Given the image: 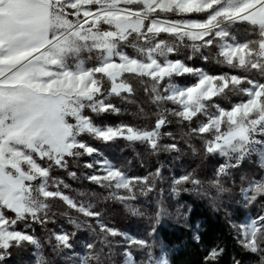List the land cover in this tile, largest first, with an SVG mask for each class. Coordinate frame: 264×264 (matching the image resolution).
Masks as SVG:
<instances>
[{"label":"snow or ice","instance_id":"6c2138e0","mask_svg":"<svg viewBox=\"0 0 264 264\" xmlns=\"http://www.w3.org/2000/svg\"><path fill=\"white\" fill-rule=\"evenodd\" d=\"M201 13L206 17L189 18ZM237 24L251 25L258 38L238 40L232 31ZM161 33L181 43L191 41L197 52L215 47L217 63L241 72L209 74L181 59H169L177 49L157 40ZM85 52L94 61L90 66L81 58ZM203 59L209 57L203 55ZM125 73L149 78L154 103L176 105L166 111L181 121L192 123L203 117L191 133L211 137L205 142L207 152L239 161L259 150L264 167V140L254 138L256 133L264 136V0H0V260L8 249L24 242L40 248V241L27 229L31 223L46 222L47 201L56 198L93 218L96 227H89L102 243L123 235L131 246L149 247L147 240L109 226L91 205L64 195L59 190L63 182L51 176L54 167L67 166L65 157L98 153L79 139L83 134L106 142L118 138L145 142L157 149L160 130L168 123L165 115H159L150 128L102 127L86 113H119L110 97L133 91L122 79ZM185 74L197 77L196 82L184 87L172 82ZM257 74L260 79L255 78ZM105 80L110 84L107 89ZM226 90L243 93L246 99L229 109L220 107L213 99ZM166 147L179 150L175 144ZM86 166L103 173L89 176L92 182L128 193L118 196L120 200L135 199L137 185H144L140 191L152 190L149 176H128L107 160ZM230 166L221 164L217 177L226 175ZM154 175L160 176L159 169ZM50 181L55 191L49 190ZM188 183L199 185L200 181L192 173L175 177L173 191ZM211 183L220 185L219 179ZM248 185L247 200L264 196V175L249 179ZM236 227L241 245L264 259V215ZM74 235L54 233V249H71ZM85 247L95 249L96 245L86 243ZM222 253V248L211 249L206 264H216ZM90 256L100 260L95 252ZM127 257L126 264H134L130 253ZM84 264H89L88 258Z\"/></svg>","mask_w":264,"mask_h":264},{"label":"trees","instance_id":"16d2710c","mask_svg":"<svg viewBox=\"0 0 264 264\" xmlns=\"http://www.w3.org/2000/svg\"><path fill=\"white\" fill-rule=\"evenodd\" d=\"M192 16L199 17L201 14ZM232 31L240 41L258 38V31L254 32L248 24L234 25ZM190 45L184 43L177 54L184 62L195 67L202 66L212 74L241 72L240 69L217 63L218 49L215 47H206L202 52H197ZM202 53L209 59L204 60ZM255 78L261 77L257 74ZM122 79L131 85L133 91L112 97L120 109L119 113L86 112L103 126L123 121L135 127L149 128L154 126L159 115H165L168 123L160 130L157 149L153 150L145 142H129L122 138L100 143L90 135L83 138L109 155L115 167L128 176H149L152 190L140 191L144 185H137L135 199H118L114 187L101 186L88 179L91 169L86 166L89 159L87 154L65 157L67 166L54 167L52 171L56 170L62 176L71 193H77L80 201L93 205L104 222L136 238L147 240L149 247L142 249L131 246L120 236L109 237V243H102L92 231V227H96L93 218L85 217L56 198L48 200L46 222L31 223L30 231L39 237L42 260L46 264H84L88 258L89 264H122L127 247L138 264H145L149 255L154 259L161 252L170 264H206L209 251L222 248L223 253L216 264H264L261 253H252L241 245L236 227L246 224L249 218L264 215V196H257L254 201L247 200L245 196L248 180L264 175L260 151L246 155L239 161L221 156L218 152H207L205 142L211 137L208 134H192L191 127L197 126L196 119L192 123L181 121L171 111H166L175 108L173 104L154 103L155 94L151 91L152 81L149 78L141 79L125 73ZM104 86L107 89L110 84L105 80ZM160 91H163L162 87ZM219 97L221 104L227 108L233 102L246 98L243 93L227 90ZM254 138L264 140L259 133ZM170 144H175L179 150L167 148ZM257 149H260V145H257ZM226 163L231 165L227 174L217 177L219 166ZM157 169L160 171L159 177L154 175ZM69 171L75 175H70ZM186 173H192L200 184H182L175 186L178 191H173V179ZM215 179H219V186L211 183ZM61 231L75 233L71 249H54V233ZM96 232H99L98 228ZM92 242L96 245L95 249H87L85 244ZM93 252L99 255V261L91 258ZM0 264H37L32 245L24 242L11 247Z\"/></svg>","mask_w":264,"mask_h":264},{"label":"rangeland","instance_id":"374dc122","mask_svg":"<svg viewBox=\"0 0 264 264\" xmlns=\"http://www.w3.org/2000/svg\"><path fill=\"white\" fill-rule=\"evenodd\" d=\"M134 7H135V6H134ZM176 17H177V19L181 18V17H179V16H175V18H176ZM205 17H206V14L201 13V16H199V17H194V16H192V14H191L189 18L203 19V18H205ZM102 27H103L104 29H107L108 26L104 25V26H102ZM170 37H172V38H170ZM130 39H131V38H130ZM160 39L165 40L167 43H169L170 45H173V46L176 47V49H177L176 52H174V53H172V54L169 55V59H181V57L177 56L178 52L181 50V46H182L184 43H186V42H188L189 44L192 43L191 41H188V40H185L183 43H181V42L178 41L175 37L170 36V35H168L167 33H161L160 36L157 37V40H160ZM138 43H143V41H138ZM185 45H186V44H185ZM201 50H203V48H202ZM201 50H200V51H201ZM126 51H128L129 54H134V50H133L132 48H127ZM201 52H202V51H201ZM88 56H89V54H88L87 52L81 54V58L85 60L86 66H90L92 63H94L93 60H89V59H88ZM181 60H182V59H181ZM182 61H184V60H182ZM185 63H186V62H185ZM187 64H188V63H187ZM188 65H189V66H192V67H194V68L202 69L204 72L209 73V72H208L206 69H204L202 66H201V67H200V66L195 67L193 64H188ZM209 74H212V73H209ZM219 74H220V73H219ZM196 80H197V77H195V76H193V75L185 74V75H183V76L173 77V81H172V82H173L175 85H177L178 87H184V86H190L191 84L195 83ZM162 90H163V88H162ZM222 95H223V94H222ZM219 96H220V95H219ZM219 96L214 97L213 102H214L215 104H218L220 107L225 108V109H229L233 104L238 103V102L241 101V99H240V100H237V101L233 102L232 104H230L229 107L227 108V107H224V106L221 104V102L219 101V98H220ZM112 97H113V96H112ZM112 97H110L111 102L114 103V104L116 105V107L118 108V105L116 104V102L113 101ZM245 99H246V98H245ZM242 100H243V99H242ZM169 103H170V102H169ZM171 105H172V104H171ZM172 106L177 107L176 105H172ZM209 111H215V108H210ZM86 113H87V112H86ZM87 114L90 115V113H87ZM90 116H91V115H90ZM92 119H93V118H92ZM195 119H196L197 126H198L199 123H200V119H203V117H201L200 119H197V118H195ZM93 122L96 123L98 126H102V127H103V125H102L101 123L96 122L94 119H93ZM121 124L131 125V124H128V123H126V122L121 121V122H119L118 124H117V123H110V124H107V125H104V126H113V127H115V126H118V125H121ZM131 126H133V125H131ZM84 135L87 136L88 134H83L81 137H79V139H82V140L84 141V138H83ZM90 136H91V135H90ZM95 141H97L98 143H100V142L103 141V140H100V139L95 138ZM113 141H114V140H113ZM84 142H85V141H84ZM86 143H87V142H86ZM89 145H91V146L95 147L96 149H98L96 145H92V144H89ZM260 155H261V153H260ZM96 160H107V161H109L112 165H114L113 162H112V160H111V158H110V156L107 155L105 152H102V151H98V153L93 154V156H89V159L86 161V165H87L88 163H93V162L96 161ZM114 166H115V165H114ZM90 169H91V174H90V175H93V174H103L102 171H101V172H98V171H97V168H90ZM55 171H56V170H54V171L51 172V176H52V177H55L57 181H62V182H63V183H60V184H59V190L62 191L64 195L69 196L71 199H73V200L76 201L77 203H82V204H84L85 206H88L89 203L86 205L83 201H80V200L76 197V196H77V193H75V194H74V193H71V191L69 190V186H68V184H67V183L65 182V180L62 178V176H61L60 174L56 173ZM58 171H60V170H58ZM53 172H54V173H53ZM69 172H70V173H73V171H69ZM64 185H67L68 187L65 188ZM114 189H115V188H114ZM49 190H53V191L56 190V185H54L51 181H50V185H49ZM68 190H69V191H68ZM115 190L117 191V193H118L119 196H122V194L126 192V191L123 190V189H119V190L115 189ZM58 199H59V198H58ZM62 201H63V200H62ZM47 202L49 203V201H47ZM66 204H67V203H66ZM67 205H68V204H67ZM91 207H92V210H93V211H97V210L94 208L93 205H91ZM97 212H98V211H97ZM250 220H251V219L249 218V219L247 220L246 223H248ZM107 224H108L109 226H111L109 223H107ZM20 227H23V225L21 224ZM111 227H113V226H111ZM30 228H31V226H30ZM30 228H28L27 231H28L30 234H32L34 237H36V238L38 239V238H39L38 235H36V234L33 233L32 231H30ZM114 228H116V227H114ZM116 229H118V228H116ZM118 230H119L121 233H125V234H127V236L135 237V236H133L132 234H130L129 232L123 231V230H121V229H118ZM61 232H65V231H61ZM120 237H122V238H123L124 240H126V242H127L126 236H123V235H122V236H120ZM135 238H136V237H135ZM38 240H39V239H38ZM127 243H128V242H127ZM31 245H32V244H31ZM32 252H33V256L35 257L36 263L39 264V261H41L42 259H44V257L42 256L41 244H40V248H37L35 245H32ZM128 253L131 254V258H132V260L134 261V264H138V263L136 262V260L133 258L132 253L130 252V250H129L127 247L124 249V253H123V254H124V257H123V260H122V264H126V261H127V258H128V257H127V254H128ZM145 262H146L145 264H170L169 261H168V259H167V257H166L165 254L162 253V252H161L160 254L156 255V257H155L154 259L152 258L151 255H149V256L147 257V259H145Z\"/></svg>","mask_w":264,"mask_h":264}]
</instances>
